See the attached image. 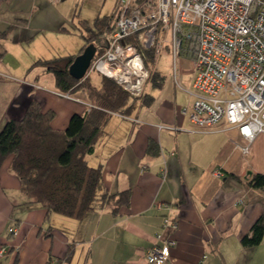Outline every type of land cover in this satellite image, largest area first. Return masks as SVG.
<instances>
[{"label": "crops", "instance_id": "1", "mask_svg": "<svg viewBox=\"0 0 264 264\" xmlns=\"http://www.w3.org/2000/svg\"><path fill=\"white\" fill-rule=\"evenodd\" d=\"M62 1L0 0V128L21 118L32 99L55 113V130L65 129L72 114L88 111L83 91L61 96L52 73L30 68L37 59L77 55L84 44L74 29L80 18ZM9 52L15 65L5 62ZM161 53L153 59L161 86L145 84L152 102L137 100L128 118L109 114L86 156L89 166L102 168L107 193L130 190L129 204L116 211L107 205L82 219L47 214L27 202L9 156L0 164L2 264L15 257L16 264H147L145 252L163 231V216L178 222L169 231L175 244L165 264H264V232L253 247L241 243L264 212V190L246 182L264 174V135L256 136L245 158L234 144L238 130L225 120L212 130H193L188 112L181 111L194 99L190 56L183 52L168 75L157 66ZM150 140L158 146L155 155L147 151Z\"/></svg>", "mask_w": 264, "mask_h": 264}, {"label": "built area", "instance_id": "2", "mask_svg": "<svg viewBox=\"0 0 264 264\" xmlns=\"http://www.w3.org/2000/svg\"><path fill=\"white\" fill-rule=\"evenodd\" d=\"M115 7L107 46L82 79L104 75L132 97L140 96L149 71L139 47L152 49L156 58L168 41L173 67L183 52L191 59L195 92L189 93L194 99L188 110H181L188 112L191 128L204 132L225 120L239 132L235 147L250 157L256 136L264 135V0H116ZM58 94L73 98L70 92ZM177 225L163 216V231L145 252L147 264L169 261L175 244L169 231Z\"/></svg>", "mask_w": 264, "mask_h": 264}, {"label": "trees", "instance_id": "3", "mask_svg": "<svg viewBox=\"0 0 264 264\" xmlns=\"http://www.w3.org/2000/svg\"><path fill=\"white\" fill-rule=\"evenodd\" d=\"M137 1L142 4L147 0ZM115 8L111 15L98 16L92 21L75 14L80 19L74 23V29L84 42L79 53L90 43L96 49L93 58L104 51L114 28ZM139 49L149 71L146 83L160 87L163 77L152 65L153 50ZM75 56L37 59L30 68L41 66L52 73L59 91H83L91 104L90 109L84 114H72L65 129L55 130L51 126L55 113L52 110L43 111L39 103L32 99L21 118H10L0 128V164L11 157L10 169L19 178L28 203L40 204L47 214L58 213L82 219L89 212L107 205L113 206L112 210L116 211L120 206L129 204L130 190L107 193L103 188L102 168L89 166L86 156L93 152L102 126L111 112L128 114L137 100L141 99L143 105H148L153 97L145 93V87L140 96L132 97L109 77L100 74H97L100 76L97 82L92 81L91 76L74 78L68 68ZM147 151L155 155L158 152L156 142L150 140ZM229 175L239 180L237 176ZM246 182L251 187L264 190L263 173L251 174ZM263 232L264 212L254 222L250 233L242 237V245H257ZM16 262L17 257L13 264Z\"/></svg>", "mask_w": 264, "mask_h": 264}, {"label": "rangeland", "instance_id": "4", "mask_svg": "<svg viewBox=\"0 0 264 264\" xmlns=\"http://www.w3.org/2000/svg\"><path fill=\"white\" fill-rule=\"evenodd\" d=\"M115 3V0H63L61 6L71 13L74 12L81 19L92 21L98 16L111 15ZM161 52L157 66L169 75V73L173 72V57L171 54L170 42L167 41L163 44ZM12 53L13 52H9L6 55L4 54V58L5 62L15 65L17 63V58H15ZM178 59L179 57L177 58V62ZM90 76L94 82L98 81L100 78V76L95 73H92ZM181 82H186L184 77H181Z\"/></svg>", "mask_w": 264, "mask_h": 264}, {"label": "water", "instance_id": "5", "mask_svg": "<svg viewBox=\"0 0 264 264\" xmlns=\"http://www.w3.org/2000/svg\"><path fill=\"white\" fill-rule=\"evenodd\" d=\"M95 50V46L90 43L83 49L81 53L74 57L68 68L71 76L77 79H82L85 76L86 70L88 69L95 54Z\"/></svg>", "mask_w": 264, "mask_h": 264}]
</instances>
